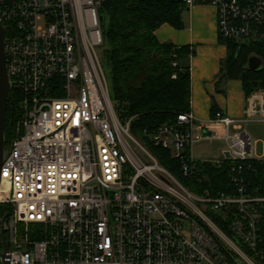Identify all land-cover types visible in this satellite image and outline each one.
Instances as JSON below:
<instances>
[{
  "label": "built area",
  "instance_id": "1",
  "mask_svg": "<svg viewBox=\"0 0 264 264\" xmlns=\"http://www.w3.org/2000/svg\"><path fill=\"white\" fill-rule=\"evenodd\" d=\"M180 1L212 6L220 40L264 44V0ZM104 2L0 0L7 74L20 94L15 135L0 166V206L8 207L4 259L264 264V144L256 155L242 126L264 123V81L247 95L239 118L216 110L197 122L189 110L143 131L199 186L191 190L115 110L100 55ZM214 138L225 140L220 155L194 158L193 143ZM204 163L225 168L224 190L210 188Z\"/></svg>",
  "mask_w": 264,
  "mask_h": 264
},
{
  "label": "trees",
  "instance_id": "2",
  "mask_svg": "<svg viewBox=\"0 0 264 264\" xmlns=\"http://www.w3.org/2000/svg\"><path fill=\"white\" fill-rule=\"evenodd\" d=\"M184 8L180 0H105L101 7L104 13L101 63L109 96L119 118H131V134L141 137L160 164L196 191L199 186L179 174L177 162L169 152L153 146L143 133L146 130L150 134L160 124L172 122L178 114L190 110L189 58L193 52L187 45L161 42L154 33L164 23L181 28ZM220 41L226 44L227 55L221 63L216 90L223 92L219 86L226 79L241 80L245 95L261 86L264 81V44L238 45L233 41ZM252 55L262 61L263 66L258 70L246 67ZM19 98V92L12 88L6 113L5 147L15 135L20 116ZM216 110L213 104L211 114ZM202 167L211 179L210 188L224 190L225 168H215L208 163ZM6 210L8 207L0 206V215Z\"/></svg>",
  "mask_w": 264,
  "mask_h": 264
},
{
  "label": "crops",
  "instance_id": "3",
  "mask_svg": "<svg viewBox=\"0 0 264 264\" xmlns=\"http://www.w3.org/2000/svg\"><path fill=\"white\" fill-rule=\"evenodd\" d=\"M181 18V28L176 29L164 23L154 33L161 42L187 45L193 52L189 58L190 111L197 118V122L211 118L213 104L225 115L241 117L247 97L241 80H224L219 86H222L223 95L216 90V81L221 63L227 55V46L218 38L213 7L208 4L185 7ZM197 122L194 126L195 137L199 134Z\"/></svg>",
  "mask_w": 264,
  "mask_h": 264
},
{
  "label": "water",
  "instance_id": "4",
  "mask_svg": "<svg viewBox=\"0 0 264 264\" xmlns=\"http://www.w3.org/2000/svg\"><path fill=\"white\" fill-rule=\"evenodd\" d=\"M101 25L104 26V13L102 10L99 12ZM5 27L0 21V166L4 159L5 149V124L8 101L11 100V84L8 78L6 69V57H5ZM262 66L261 59L256 56H250L248 58V67L258 70ZM2 216L0 215V237L2 238V245L0 249V264H8L5 258V253L8 249L7 243L3 238L2 231Z\"/></svg>",
  "mask_w": 264,
  "mask_h": 264
},
{
  "label": "rangeland",
  "instance_id": "5",
  "mask_svg": "<svg viewBox=\"0 0 264 264\" xmlns=\"http://www.w3.org/2000/svg\"><path fill=\"white\" fill-rule=\"evenodd\" d=\"M101 55V53H100ZM222 88V86L220 87ZM219 94H224L223 92H219ZM243 129L246 130L252 139V150L253 152L260 156L263 151L264 144V123L260 120H249L243 125ZM230 131H233V127L230 128ZM140 142L143 143L141 137H135ZM226 147L225 140L220 138L214 139H203L199 141H195L192 146V153L194 158L198 160H209L220 155V152Z\"/></svg>",
  "mask_w": 264,
  "mask_h": 264
},
{
  "label": "flooded vegetation",
  "instance_id": "6",
  "mask_svg": "<svg viewBox=\"0 0 264 264\" xmlns=\"http://www.w3.org/2000/svg\"><path fill=\"white\" fill-rule=\"evenodd\" d=\"M5 241V240H4ZM6 242V241H5ZM1 245H2V238H0V248H1Z\"/></svg>",
  "mask_w": 264,
  "mask_h": 264
},
{
  "label": "bare ground",
  "instance_id": "7",
  "mask_svg": "<svg viewBox=\"0 0 264 264\" xmlns=\"http://www.w3.org/2000/svg\"><path fill=\"white\" fill-rule=\"evenodd\" d=\"M252 56H253V55H252ZM258 58H259V57H258ZM261 62H262V61H261ZM246 66H247V68H250V67H248V61H247V65H246ZM261 67H262V66H261Z\"/></svg>",
  "mask_w": 264,
  "mask_h": 264
}]
</instances>
